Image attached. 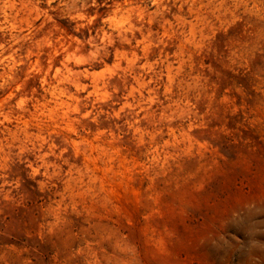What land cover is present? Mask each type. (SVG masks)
<instances>
[{
  "label": "rangeland",
  "instance_id": "obj_1",
  "mask_svg": "<svg viewBox=\"0 0 264 264\" xmlns=\"http://www.w3.org/2000/svg\"><path fill=\"white\" fill-rule=\"evenodd\" d=\"M0 264H264V0H0Z\"/></svg>",
  "mask_w": 264,
  "mask_h": 264
}]
</instances>
